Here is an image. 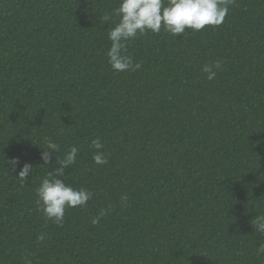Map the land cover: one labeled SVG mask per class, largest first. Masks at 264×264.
<instances>
[{
	"label": "trees",
	"instance_id": "trees-1",
	"mask_svg": "<svg viewBox=\"0 0 264 264\" xmlns=\"http://www.w3.org/2000/svg\"><path fill=\"white\" fill-rule=\"evenodd\" d=\"M119 3L0 0V264H264V0H233L218 27L138 36L141 68L117 73ZM45 137L60 146L48 165ZM71 146L62 179L93 197L57 226L35 189Z\"/></svg>",
	"mask_w": 264,
	"mask_h": 264
},
{
	"label": "clouds",
	"instance_id": "clouds-1",
	"mask_svg": "<svg viewBox=\"0 0 264 264\" xmlns=\"http://www.w3.org/2000/svg\"><path fill=\"white\" fill-rule=\"evenodd\" d=\"M232 3L233 0H120L119 7L115 10L119 20L108 33L111 42L106 53L108 63L117 73L137 71L141 64L133 63V57L127 54L128 41L135 40L147 32L158 34L161 29L176 37L177 34H184L186 29L200 31L206 26L218 27L224 22ZM104 19L107 21L111 17L106 14ZM220 67V62L216 61L214 64H205L202 71L208 80H213L216 76L214 68ZM44 142L46 148L41 152V159L44 165H48L53 154L60 151V146L48 137L44 138ZM90 146L94 149L93 162L96 165L107 164L108 157L103 151L104 144L101 139L93 138ZM80 151L79 147L71 146L59 159V167L49 171L35 189L37 210L57 226L63 225L67 208L86 206L93 197L91 190L73 187L62 179L65 176V169L76 163ZM57 159L58 157L56 161ZM9 163L13 166L18 165L19 159L13 158ZM32 169L30 163H24L17 176L21 182L26 181ZM127 199L126 195L122 197L123 202H127ZM105 213L106 210L102 211L99 216L93 217L91 222L98 223L100 216ZM254 220L256 232L264 236V215H256ZM38 239L43 241L44 234H40ZM256 253L264 256V243L258 244Z\"/></svg>",
	"mask_w": 264,
	"mask_h": 264
}]
</instances>
